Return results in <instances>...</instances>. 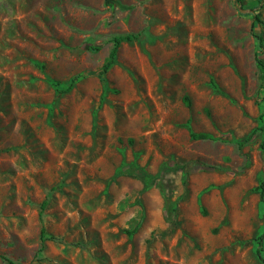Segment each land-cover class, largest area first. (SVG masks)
I'll list each match as a JSON object with an SVG mask.
<instances>
[{
	"label": "rangeland",
	"instance_id": "374dc122",
	"mask_svg": "<svg viewBox=\"0 0 264 264\" xmlns=\"http://www.w3.org/2000/svg\"><path fill=\"white\" fill-rule=\"evenodd\" d=\"M259 2L0 0V264H263Z\"/></svg>",
	"mask_w": 264,
	"mask_h": 264
},
{
	"label": "trees",
	"instance_id": "16d2710c",
	"mask_svg": "<svg viewBox=\"0 0 264 264\" xmlns=\"http://www.w3.org/2000/svg\"><path fill=\"white\" fill-rule=\"evenodd\" d=\"M259 4L260 5L264 4V0H260ZM259 24H263V20L259 16H255L254 17L253 26L256 27ZM137 38H138L137 35H132V34L115 37L114 38V47H113V49H112V51H111V53H110L105 65H104L102 73L108 72L110 70V68L115 64L117 53H118V50H119V47L121 46V44L124 43V42H133ZM263 48H264V42H263V40L261 38H259V53L256 54V57H257L258 66H259V68L262 71V79L264 80V57H263L264 52H263ZM75 82L76 81H73L70 84V86L64 92L67 93V92L72 91ZM261 119L264 122V112L261 115ZM258 130L264 131V127L263 128H259ZM191 137H192L193 140H196V141H199V140L217 141L218 140L212 134H208V133H192ZM247 141H245V142H247ZM243 144H244V142L241 143L240 146H242ZM261 149L264 152V140L262 142ZM259 189L261 191V197L263 198L264 197V182L260 186ZM46 205H47V203L44 202L43 205H42V209H45ZM263 245H264L263 244V237H261L260 243H259V250H258V254L259 255H261V253L263 251ZM261 260H262V262L264 264V258L263 257L261 258ZM7 263L8 264H19V263H15V262H13L11 260H7Z\"/></svg>",
	"mask_w": 264,
	"mask_h": 264
},
{
	"label": "water",
	"instance_id": "95a60500",
	"mask_svg": "<svg viewBox=\"0 0 264 264\" xmlns=\"http://www.w3.org/2000/svg\"><path fill=\"white\" fill-rule=\"evenodd\" d=\"M241 13H253V10H245L243 8H240Z\"/></svg>",
	"mask_w": 264,
	"mask_h": 264
}]
</instances>
